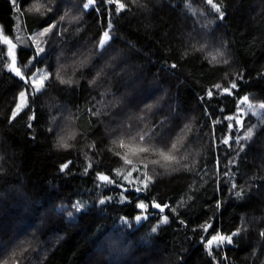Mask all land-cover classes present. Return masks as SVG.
Masks as SVG:
<instances>
[{
    "label": "trees",
    "instance_id": "16d2710c",
    "mask_svg": "<svg viewBox=\"0 0 264 264\" xmlns=\"http://www.w3.org/2000/svg\"><path fill=\"white\" fill-rule=\"evenodd\" d=\"M87 2L0 0L22 74L0 36V261L264 264V0H213L222 18L206 0H121L119 13ZM245 96L258 111L239 121ZM138 133L143 146L179 138V163L133 155ZM124 156L150 181L123 180ZM152 203L167 205V223ZM217 234L231 243L209 248Z\"/></svg>",
    "mask_w": 264,
    "mask_h": 264
},
{
    "label": "snow or ice",
    "instance_id": "6c2138e0",
    "mask_svg": "<svg viewBox=\"0 0 264 264\" xmlns=\"http://www.w3.org/2000/svg\"><path fill=\"white\" fill-rule=\"evenodd\" d=\"M12 2H13V4H15L16 0H12ZM134 2H135V0H134ZM206 2L209 5H211V7L215 11H217L220 14L221 18L223 17V12L220 11V6L218 4L214 3L213 0H206ZM105 3H107V4H115L116 5V8H115L116 13H119V12H121L122 10H124L126 8V5L124 3H122L121 0H105ZM94 4H95V0H88V2L84 4V8L88 9L90 6H93ZM97 11H99V9H97ZM61 19H64V17H61ZM110 26L111 25H109V27ZM50 30L51 29L48 28V29H45L44 31L48 32ZM43 34L44 33H41V35H43ZM109 38H110L109 37V33L107 31L104 32L103 38L99 42L100 47H103L104 44L107 42V40ZM5 43H10V41H8L6 39ZM40 51H43V49H40ZM210 55H211V61H217V57L218 56H222L223 54L220 53V52H217L214 55H212V54H210ZM223 63L227 64L228 61L224 60ZM173 67H175V65H173ZM14 71L16 72L17 75L21 74L20 69L14 68ZM37 71L39 72L40 70H37ZM44 78L46 79L47 76H45ZM29 79H30V77H29ZM25 82L27 83L28 80L26 79ZM33 87L35 88V91H37V92L40 91L41 88L43 87L42 81H40V82L34 81L33 82ZM215 87L216 88H220V85H216ZM235 88H236V84L233 82L231 84V88H225L224 92H228L229 94H231V89H235ZM211 94H212L211 91H209L208 95H211ZM20 95H21V97H24L25 94L22 92ZM248 100H249V98L247 96H245V97L242 98L241 103H246V102H248ZM20 107H21V105H18L17 106V111L13 112V118H15V116L17 115V112H18ZM253 107L254 106L252 104H248V108L249 109H252ZM259 108L264 109V103L259 104ZM237 122L239 123V121H237ZM187 127L188 126L186 125V128ZM252 134H253L252 129L249 128L247 130L246 135L244 137H242V139H249L252 136ZM147 135H148L147 133H144V134H139L138 133L137 137H132L131 138V141H137V138H138V143H139V145H141V146L138 147V152L133 153V155H139V153H151L154 156H158L159 159H153V160L150 161L154 165L155 164H161V161H164V164H161V166H166L167 164H170L172 162L179 163V161L177 159V156L174 154L175 152L179 151V148H178V144L180 143V139L179 138L177 140H174L173 142H171L170 145H162V144L153 145V144H150L148 146H142V145H144V141H145ZM237 142H239V141H237ZM225 143H227V141H225ZM119 144H120V147H125V141L123 139H121L119 141ZM59 145L62 146V147H65V148L69 147V145L66 143L64 137L60 138ZM116 154L120 155L119 152H117ZM122 159H124V162H125L126 165L132 166L131 170L128 172V175L127 176H122L123 180L128 181L129 183H132V181L129 180V177L132 176V172H137L140 175H143L145 181H150L151 178L148 177L147 171H146L147 168H148V165L146 163L143 164V168L145 169V171L143 173H141L140 172V168L136 167L133 164V160L132 159H128L127 156L122 157ZM67 167H68V165L65 164V165L62 166L61 170H63L64 168H67ZM88 167H91V165L89 164ZM117 174L120 175L119 170H118ZM140 175H138L135 179L139 180L140 179ZM98 179L101 180L102 182H105V183H115V181L113 179H111L108 176L103 175V174L98 175ZM118 186L123 187V185H118ZM144 186L147 187V183H145ZM127 190L128 189H125V191H127ZM136 190L140 191L141 189L138 188ZM237 195H239V193H237ZM100 202L104 203L103 200L100 201ZM152 206L155 207V208L160 209L161 212L164 210L165 207H167V205L161 206L160 204H153ZM74 207H76L79 210L80 206L79 205H74ZM138 207L141 208V209H145L148 206L143 204V203H140V204H138ZM172 211H175V209H172ZM141 218H142L141 216H137L136 217L137 221H139ZM167 220H168V217L165 216L163 218V220H162V223H167ZM153 231H155V228L153 229ZM205 231H207V228H205ZM233 235H235V233H233ZM261 235L264 236V232H262ZM224 241H227L228 243H231V237L230 236L225 237V236H221V235L217 234L215 236H212L211 239H209L207 241V246L210 248L211 245L213 244V242H218V244H219V243H223ZM0 264H8V261L7 260L0 261ZM13 264H19V262L14 260Z\"/></svg>",
    "mask_w": 264,
    "mask_h": 264
},
{
    "label": "rangeland",
    "instance_id": "374dc122",
    "mask_svg": "<svg viewBox=\"0 0 264 264\" xmlns=\"http://www.w3.org/2000/svg\"><path fill=\"white\" fill-rule=\"evenodd\" d=\"M0 36H1V40H2V42H3V44L5 45V47H6V50H7V53H8V56H9V61H10V67H11V69L14 71V68H16V69H20V71H21V68L16 64V59H15V56H16V45H15V43L14 42H12L4 33H0ZM109 37H110V35H109ZM102 38H103V36H102ZM8 40V41H10V43H5V40ZM109 40V39H108ZM15 72V71H14ZM16 73V72H15ZM21 76H22V74H20ZM46 76V74L42 71V70H40L39 72L38 71H36V72H34L33 74H32V76L30 77V79H29V81L33 84V82L34 81H36V82H40V81H44V77ZM25 94V93H24ZM242 100V99H241ZM241 100L239 101V103H238V105H239V108H238V110H237V113H238V115H240L239 116V118H238V120L239 121H241V119H243V114H245V112H247L248 111V104H250L249 103V101L248 102H246V103H241ZM26 104V94L24 95V97H21V95L19 96V101H18V105H21V107L19 108V109H21L24 105ZM253 106H254V104H252ZM256 106V105H255ZM261 108H259V110H260ZM251 111H256L255 113H257V111L258 110H256L255 109V107H253V109L251 110ZM176 134H178V132H176ZM179 135H181V134H179ZM143 146V145H142ZM141 155H143L144 157H146V156H149L150 155V153H145V154H141ZM110 178V177H109ZM142 213H140V214H138L137 216H141L142 218L139 220V221H141L144 217H146V212H145V209H142ZM136 216V217H137ZM165 216H167L164 212H162L161 213V215H160V220H159V222L158 223H162V220H163V218L165 217ZM136 217H135V221L136 222H139V221H137V219H136ZM159 224H157V226H158ZM155 229H156V227H154ZM153 228V229H154Z\"/></svg>",
    "mask_w": 264,
    "mask_h": 264
},
{
    "label": "water",
    "instance_id": "95a60500",
    "mask_svg": "<svg viewBox=\"0 0 264 264\" xmlns=\"http://www.w3.org/2000/svg\"><path fill=\"white\" fill-rule=\"evenodd\" d=\"M153 204H158V203H152V205H153ZM161 206H164V205H161ZM152 207H153V206H152ZM165 208H166V207H165ZM165 208H164V210H165ZM153 209L156 210V211H158V212H161L160 209H158V208L153 207ZM164 210H163V211H164Z\"/></svg>",
    "mask_w": 264,
    "mask_h": 264
},
{
    "label": "bare ground",
    "instance_id": "6f19581e",
    "mask_svg": "<svg viewBox=\"0 0 264 264\" xmlns=\"http://www.w3.org/2000/svg\"><path fill=\"white\" fill-rule=\"evenodd\" d=\"M59 60V59H58ZM227 94V93H226ZM66 117H68L69 118V116H66ZM59 119H61V117L59 118ZM59 119H58V121H59ZM61 122V120L59 121V123Z\"/></svg>",
    "mask_w": 264,
    "mask_h": 264
}]
</instances>
